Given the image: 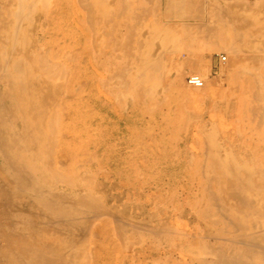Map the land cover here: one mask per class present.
Wrapping results in <instances>:
<instances>
[{"label": "rangeland", "instance_id": "1", "mask_svg": "<svg viewBox=\"0 0 264 264\" xmlns=\"http://www.w3.org/2000/svg\"><path fill=\"white\" fill-rule=\"evenodd\" d=\"M34 1H35V3H38V4H35ZM34 1H33V4H34L33 6H35V9L33 10L34 14L33 13L31 14L32 17L30 16L31 17L30 21H29V19L28 20L26 19L23 21V19H25V17L20 19L19 20V27H20L19 29L21 30L23 27L24 29H22V30L24 31L25 28H34L35 29L34 36H35V40L37 41L38 44L41 45L45 42L44 45L46 47H51V46L53 47L54 45H59L60 47H62V51L59 55V59L61 60L62 64L64 62V69H65V71L68 69L67 71H68L69 75H67V76L65 75V73H64L65 71L63 69V66H62V71H60V74L61 73L64 74L66 78L64 77V75L61 76L58 74L56 76V78H58V79H56V78L50 79L45 73L37 71V74L40 73V77H41L40 80H44V81L48 82V84L50 86H52L54 84L56 86L53 85L52 87H55V88L57 87L56 89H58V92L54 93L51 96L52 99L49 98V100L51 99L50 103L52 102L51 105L48 104L47 106H45L46 108L44 107L45 111L42 114L43 116L41 117L42 118L41 121H42V125L45 129V132L47 134H48V132H50V134L51 133L54 134L56 132L54 130L57 128V126H59L58 125L59 119H60L59 120L60 123H62V124H60L59 131H57V134L56 133H55L56 135L54 134L56 137V138H54V140H56L57 138L59 140V141L57 140L58 142L56 141L57 143H55L54 145H52V143L50 144L49 141L50 142L53 141L52 140L53 138L52 139L49 138L48 135H47L48 136L47 139L43 140L47 145H45L44 142L42 141L43 145L46 146V147L43 146V149L44 148L46 149L45 151H48V149L49 150L51 149L50 151L47 152V153H50V160H49V155L46 152H42L40 150L41 147H39L38 142L32 140L31 138H28V140H26L28 134L23 139V141H24L23 143L25 144L24 146L26 148L23 155L32 158V165H31L30 173H33L34 175L38 174L37 168L39 166L36 167V165L38 163L41 165V168H42L44 175H47L48 172H50L49 170L55 171L57 173L63 172L66 174L72 168H73V170H75L76 168L74 169V167H76L77 165L80 166V167L77 166L78 167L77 171L79 172V174H78L79 177L77 176V173H78L77 171H76V175H74L75 172L73 174L71 173L68 175V176H71V175L74 176L72 184H66L63 182L57 183L56 181L50 180L49 184H46L43 186V188L45 190H48L52 193L66 194L69 196V199L71 200L70 202L72 204H71V207L68 211V213H69L68 217H69V223H70L68 225L69 227L68 226L65 227L64 223H62L61 221H59V222H61L63 224V226H61L62 224H60L59 222L56 223L57 221H55V220H58L59 219L58 217L54 216L53 221H55L54 226L55 227L57 226L56 228L58 231L62 227L64 228V229H62L61 232L59 231L58 233H62L63 230L69 232L70 234H73V232H74V234H73L74 238H76V240L78 238L77 241L80 245L77 244L78 246H76V244H75V248H76V253L78 255V258L80 260L78 258H76L77 261L80 264H86L84 262L90 261L89 259H91V258L88 259L89 255H88V257H86L87 256L86 251L90 250L89 251L90 253L88 251H87V253L91 254L93 252V250H92L93 246L94 245L96 246L99 243H100V245L97 246V248L95 249L96 253L99 250V253L96 255H98V257L100 256L103 259L105 258L109 264H111V263L112 264L113 263L114 264H200V263L201 264H212V263L213 264H222L223 263L222 261H225V262L227 261L228 255L231 252L240 251V248H242L241 246H243L244 243H245L244 245L247 246L248 243L246 241H243L242 240L243 235L241 236V234H242L241 233V227H243V226L242 225L238 226V225L232 224L233 221H231L229 218L224 217V215L226 216L228 211H229V209H226V207H228V206L231 207V205H232V207H234L236 209V210L234 209L235 211L243 213L242 209L240 210V209L236 208L237 199L239 198V194L237 193L238 191H241V192H239L241 195L248 193L250 191H251L250 193L253 196L255 195V197H257L256 195H258V197H259V195L261 197H263V195H264V193H263L264 192V179H263V176H264V145L259 144L261 141L264 140V129L261 130V129L257 128L254 130H244L243 128H241L245 123L247 126H249L248 120L245 121V123H244L242 116H243V113L245 111L246 118L249 119L248 114L250 111L249 110L250 106L247 105L246 107H241L240 111H239L240 115H241L240 119H238V121H233V119L235 118V113H234L232 107H229L228 105H219V107H216V106L213 107L212 102H211L212 98H210L208 96L209 93L205 90V88H194V87L187 85L185 82V78L187 75L180 76V74L178 72L179 71L178 68H173L172 66H169V62L164 58V52H165L164 43L162 41H160V39L157 37L158 35L161 34L160 32H162V34H163L164 32H166L165 30L168 29L167 34L170 36H171V34L173 35L172 38L170 37L169 41L172 44H174L178 41V37H177L178 34L177 33L174 34L175 32L172 30H171V32H169L170 28L165 27L166 28L165 29L162 25H161V28H160V26H156L155 31L157 30V32H155V34H154V37H156L154 40H152L154 37H152V35H150L151 41H153V44H154L153 45L150 41V43L152 44L150 46H152V48L154 46V48H153L154 52L152 51V49L149 50L150 46H148L149 48H147V45H146L147 44V41H146L147 40V37H146L147 36V33H146L147 28L144 27L145 30L143 28L142 31H140V33H136L137 38L143 37V42L141 43L142 45H140V46H142L141 48L143 50V53L144 54L148 53L147 51L149 50L150 51L149 53L153 52L155 55L156 53H158L160 51L158 54H156V56L158 55V57L160 59L158 57L156 58V56H154V60L157 59L158 64H160L158 66H161V63H162V66H161L162 69H161V67H158V66H157L158 68H156V69H155V67H154V69L152 68L150 74L148 73L147 75H145L143 77V80L138 82L139 84L136 83V81H133V79H132V77H135V75L137 74V71H135L136 67L134 66V63L136 62V60H135L136 57H132V56H136L135 52L138 49L135 48L136 51H132V54L128 50V47L131 44H133V42L135 41L134 39H136V37H134L132 41H129L128 43H126V39H129L131 37V34H132L130 29H128V31H127L126 27H124L123 30L121 28H119V31L116 34L106 33V28L104 27V23H103L104 17L102 18L103 19V22H102L103 26L99 22L100 18L98 19V23L96 24V26L94 23L91 22L92 25L94 26V29L95 28L98 29L100 36L96 35L95 32H93L94 31L92 28L93 26H91V29H90L89 26L86 25V26H88V28H86V29L88 31L87 34L89 33L88 36L90 37V40H93V38H94V40L92 41V43H91V41L87 43V46H86L87 52L85 51L86 52L85 53L83 51V53L81 55L79 54L77 56V61L74 62V61L70 60V57L73 58L74 55L75 56L77 55L76 49H78L79 51L81 49L77 48V47H79L78 45L73 44V40H75V38L77 39L80 36V34L78 35V33L80 31L79 27L80 26L82 27L85 23L86 24L89 23L90 20H88L89 19L88 15H86V13L83 12V8H81L79 6V4L76 2L77 0L75 1L76 4H73L70 7L63 8V10H62L63 13L60 11L59 12L55 11L59 5L58 2L60 0H50V1L49 0H44V1L34 0ZM42 2H45V3L42 4ZM258 3H259V1L252 0L250 2V7H245V9H249L250 11H254V14H253L254 16L251 18V19H254L253 21L251 20L252 24L257 23L260 26H264V8L260 9ZM195 4L196 3H194L193 5H195ZM36 5H37V8H36ZM74 5H76V6L73 7ZM16 6H17L16 0H0V7H1L0 8V23L1 22H8V20L10 21V23H13V19L11 17H10L11 19L9 17L6 18L7 16L5 17V14L9 13V11L10 12L13 11L16 8ZM44 6H45V8H44ZM197 6H199V5L197 4ZM7 7L9 10L6 9ZM190 7H193V6L190 5ZM190 7L188 8L189 10L187 9L186 16L184 14H182L180 17L176 18V22L177 21L178 22L179 21L184 22L186 20L188 25H191L193 17L191 16L192 12H190L191 11ZM193 8L195 9L196 5ZM67 9H68L69 14L66 12ZM203 9L205 11V7H203ZM258 10H259L260 14H259ZM73 12H74V14H73ZM256 14H257V16H256ZM52 15H54V16H52ZM83 15L87 16L86 17V19L88 18L86 20L87 22L82 20ZM260 15H262V16H260ZM28 17L29 16H27L26 18H28ZM255 18L257 19V22H256ZM204 19H207V18H204ZM31 20H33V21H31ZM27 21H29L30 23ZM73 21L77 23V24L75 23V27H72ZM254 21H255V23H253ZM65 23H67V24H65ZM20 24L23 26H20ZM24 24L25 25L29 24V25L25 26ZM11 26H13V25L11 24ZM38 26H40V27H38ZM42 27H44V28H42ZM48 27H49V29H48ZM68 28H71V29H68ZM0 32L2 34L3 32H5V30L0 29ZM102 33H104V34H102ZM139 34H141V36ZM106 36H107V38H106ZM65 37H66V43L69 44L68 46L66 45V43H64ZM98 37H99V39H98ZM102 37H105L104 40ZM174 37H175L176 42L173 41ZM144 39H146V40H144ZM140 40H142V39H140ZM99 41L100 42L102 41L103 43L102 42L100 43ZM121 41H122V44H121ZM119 42H120V44H119ZM139 42H141V41H139ZM117 44L119 45V47ZM145 46H146L147 50L143 49V48H145ZM108 47H109V50H108ZM98 49H99V52H98ZM157 49H159V50H157ZM16 52L17 53L21 52V49L20 48L17 49ZM68 53H72V54L69 55ZM63 54H65V55L67 54V55L65 56ZM83 54L85 55L86 58L84 57ZM62 55L65 58L61 57ZM83 57H84V61H87V62L83 61L82 64L79 65V63ZM131 57L134 60V62L132 59H130ZM61 58H63V59H61ZM88 59H90V61ZM139 61H140V59L138 60V64H139ZM84 63L85 64L87 63L85 65L86 68L88 67L87 69H83L85 67V66H83ZM164 63H166V64L164 65ZM129 64L130 65L133 64V65L130 66ZM125 65L128 66L127 67L128 70L126 69ZM166 67H169V68H166ZM114 69H115V72H114ZM80 70H81V72H80ZM84 71H85V74H84ZM94 71H95V73H93ZM123 71H124V74L121 73ZM79 73H81V75ZM114 73L122 74L121 76H123V79H122V77H121V79H115L114 77L112 78L111 76L114 75ZM133 73H135V74H133ZM157 73H159L158 74L159 77H157L158 76ZM109 75L111 78L109 77ZM80 76H82V77H80ZM89 76H91V77H89ZM87 78H89V80ZM75 79H77L78 81L77 80L75 81ZM90 79H91V81H90ZM154 80H156L155 83H154ZM88 81H90L91 84L88 83ZM109 81H111V82H109ZM122 81H124V82H122ZM83 84H85V85H83ZM92 84H94V85L92 86ZM121 84L123 86H121ZM91 87H93V89ZM110 87L113 89V91L115 90L114 93H111L112 90ZM157 87H159L160 91L158 90ZM153 88H155V89H153ZM160 88L161 89L163 88L162 91ZM91 89H92L93 94H92V92H90ZM93 90H95V91H93ZM108 90H110V92ZM49 92H51V91H49ZM143 92L144 93L146 92V93L144 94ZM158 92H161V93H158ZM89 93L92 94L94 97L92 95H90ZM86 94L87 95L89 94L88 95V96H90L89 99H88V96ZM69 95L71 97H68ZM76 96H79V97L76 98ZM130 96H131V98H130ZM108 98H109V100H108ZM85 100L86 101L88 100V102H86ZM213 100H216V99H213ZM219 101L226 103L227 99L226 98H223V99L220 98ZM71 104H73V105H71ZM105 105L107 106L108 109H106ZM63 106H64V108H63ZM53 107L57 111V112H55V111L54 112L56 114L58 113V116H56V117H58V119H57L58 123H57V125H55L56 123L54 124V122H55L54 120H52L49 123V124L53 123L54 126L56 127L54 130L52 128V130H53L52 131L51 128H49L50 125L47 124L49 121L48 120L49 116H47V114L50 115L53 112V110H54ZM257 111H258V108L256 109V112ZM106 113H108V116L106 115ZM65 114H66V116H65ZM92 114L94 115V117H90V116H93ZM13 115H12L13 117H17L19 120L22 117H24V114L19 112V111H16ZM26 117L28 119H32V116L29 112L26 114ZM118 117L119 118L121 117V118L119 119ZM66 119H67V121H65ZM104 119H105V122H102V121H104ZM63 121H65V123ZM106 121L108 122V125H107ZM257 122L258 121H256L255 125L259 126V124H258L259 122L258 123ZM46 124H47V129L45 128ZM95 124H97V125H95ZM50 127H53V126L51 125ZM66 127H68V128H66ZM214 127H216V129ZM61 128L64 130L62 131ZM203 128H204V131L202 130ZM56 130H58V129H56ZM92 130H93V132H92ZM60 131L62 132V135H64L63 136L64 141H63L62 137L60 136V134H61V133H59ZM68 132H69V135H68ZM28 133H29V131H28ZM71 133H72V135H70ZM208 134H210L211 137H209ZM216 134H217V136H216ZM201 135H203V136L201 137ZM251 137L254 138V142L256 144H252V145L243 144L244 141H249L248 138H251ZM48 139H50V140H48ZM61 139H62V141H61ZM210 140H211L212 146H214V147L211 146ZM32 142L34 143V145ZM26 143H28V144H26ZM35 144L37 146H35ZM31 145H33V146H31ZM49 145H50V147H52V148L54 147L55 149L50 148ZM57 145L59 146V148H57L58 147ZM63 145H64V147L61 148V146H63ZM245 145H247V146H245ZM210 146L212 148H210ZM220 146H223L224 148L222 149V147L220 148ZM228 146H229V148H228ZM30 147L33 148L34 150L31 149ZM29 148L32 151L27 150ZM218 150L222 151L223 155L225 153V155L223 156L221 154L222 156H218L221 153V152L218 153ZM226 150H229V152H227ZM61 151H63L65 154ZM207 151H208V153H207ZM29 152H32V153H29ZM59 152L63 153L64 155L61 154V156H60ZM231 152H232V154H231ZM237 153H238V156H237ZM55 154L58 156V158H59V156L61 158L64 156L63 157L64 160H65V158H67V160H65V161L60 159L63 163L67 162L65 165L66 168L63 167L64 165L61 161H58V158L56 157ZM228 154H230V155H228ZM231 155H232V159H230ZM65 156H67V157H65ZM55 157H56V159H55ZM216 157L217 158L222 157V158H219V159H221V162L218 161ZM224 158H227V160ZM51 159L53 161H51ZM41 160L43 162L47 161V164L45 165L46 168L44 167ZM222 161H223V163H222ZM224 161L228 162V163H225ZM232 161H233V163H232ZM57 162L59 164L61 162V164L58 165ZM76 162H78V163H76ZM234 163H235V165H234ZM51 164L54 167L51 166ZM217 164H219V165H217ZM224 164H225V166H224ZM257 164H259V166ZM260 164H261V167H260ZM226 165H229L227 168L228 169L230 168L231 172H233L234 170L236 172L237 171L238 172L236 173L234 171V174L230 173V171H228V169L226 168ZM239 165L241 167H239ZM3 166H4V168H3ZM57 166H59V169L61 166V172L59 171L58 168H56ZM242 166H244V167L248 166V167H246L247 169H245ZM214 167H215V169H214ZM221 167H223L225 170ZM249 167H250L251 171L248 169ZM0 168L2 169V170L0 169L2 171V172L0 171V173L3 174V172H4L3 175L7 179V181H9V179H10L9 183H11L10 184L11 186L13 185V183L21 185L19 187L17 186V189H16L15 184L13 185V186H15L13 188V187L9 186L7 183L3 184V182L0 180V191H1V193H2L3 189L5 190V188H6V190H7V188H8L11 191L9 190V192H8V190H7V192L6 191L4 192V190H3V194L13 192L14 196L16 198H18V201L16 202L15 197L12 195L13 193L11 195L6 194L8 196L10 195V197L13 196V197H11L12 199H14V200H12V208H13V206L15 207L16 203L17 204H16L15 208H17L18 204L22 205V206L25 205L24 207H26L29 204V205H31L30 210H34V211H32V213L34 215H36V213H37L36 210H38V209H35V208H38V203L36 201L37 196H35L32 193V190L35 189V187L40 186L41 182L37 179L36 176H34V177L32 176V180H31V183L29 186H25L23 184L18 183L17 182L18 180H14L12 177L13 175L11 173V168H8L6 165H4L1 157H0ZM217 168H219L220 170ZM242 168L245 171H243ZM47 169H49V170H47ZM66 169H67V171H66ZM236 169H238V170H236ZM220 171H221V175H220ZM246 171H247V173H246ZM25 172H26V174L29 175V172L27 171V169ZM250 172H251V174L253 172V176H255V177H253L251 174H250V176L246 175ZM226 173L228 174V176ZM229 173L231 175L230 177H229ZM236 174H237V176H236ZM219 175L221 177H219ZM83 176L90 178L89 180L91 181V184L87 183V182H82L81 179L83 178ZM245 177H246V179H245ZM247 177L248 178L250 177L251 181ZM216 179H218V181ZM11 180H13V181L11 182ZM48 180H49V178H48ZM242 180H243V182H242ZM237 181H238V183H236ZM245 182H246V184H245ZM247 182L248 183L251 182L250 184H252V185L247 184ZM212 183L214 185H212ZM255 183H257V184H255ZM76 184H78V185H76ZM241 184H243L244 187ZM100 185H101V187H100ZM228 185L230 187L232 185H234V186H232L230 188ZM227 186H228V188H227ZM12 188H13V190H12ZM214 188H215V191L213 190ZM246 188H247V191H246ZM14 189L17 190V192ZM244 189H245V191H244ZM18 190H20V192L22 190L23 193L20 194V192H18ZM14 191L18 194H16ZM183 191H184V193H183ZM258 191H260V192H258ZM1 193H0V197H1ZM26 193H27V195H26ZM103 193H106V194H103ZM261 193H263V194L261 195ZM85 194L86 195L88 194L90 196H93V198H96V200L100 203L102 209L100 211H97V210L95 211L93 208L88 207L86 204L75 203L77 201V199L79 198V196L81 198V196H83ZM224 194H225V196H224ZM215 195H217V196L215 197ZM20 197H21V199H25V200H21ZM213 197H215V199H213ZM26 199H27V202H26ZM232 199H233V201H232ZM234 200H235V203H234ZM32 201L36 202V203H33ZM120 202H122V203L120 204ZM229 202H230V204H229ZM103 204H104V206H103ZM110 204L112 207L109 206ZM137 204H139V205L137 206ZM180 204H181V206H180ZM124 205H126V206H124ZM141 206L144 209L145 208L146 209L142 210ZM105 207H107V208H105ZM218 207H222V208L218 209ZM15 208H13V209H15ZM115 208H117V209H115ZM119 209H122V211L125 210L126 214H125V211L121 212ZM132 209H133V211H132ZM208 209H211L212 211H209ZM92 210H94L96 213ZM139 211H141V212H139ZM150 211L153 213L152 215H154V214H157V215H154L152 218ZM201 211H203V212L207 211L209 214L211 213L213 215V217H215L214 219H216L218 222H216V220H214L212 218V216H210L208 213L207 214L204 213L206 215V217H205V215ZM93 212L96 215L93 214ZM99 212L103 213V215L98 214ZM104 212L105 213L107 212L108 214L106 213L107 214L106 215V214H104ZM138 212H139V215H138ZM216 212L219 213V215H215ZM43 213L44 214L47 213V215L49 214V212L46 209L43 210ZM145 213H148V215L150 216L151 219ZM179 213H180V215H179ZM109 214H111V215H109ZM114 214H115V216H114ZM124 214H125V216H123ZM98 215L100 217H97ZM135 215H138L137 220L135 218L136 217ZM128 216H131V217H128ZM207 216H209V217H207ZM0 217H1V215H0ZM87 217L89 219H87ZM132 217H134V219ZM156 217H157V219H156ZM197 217H198V219H197ZM142 218L144 219V223L146 222L145 223L146 225L143 223ZM154 218H155V220H153ZM169 218H170V220H169ZM253 218L254 219L257 218V219L253 220V222L255 221V224L251 225L250 228L253 231L255 229L257 231H259L260 230V229H258L259 223L257 224L256 221L259 222L258 219H260L261 223L264 222V220H263L264 216L261 215L259 213V211L258 212L256 211V212H254ZM147 219L150 222H148ZM202 219H203V221H202ZM89 220L90 221L92 220V222L95 221V223L91 226L90 225L91 223L89 222ZM134 220H135V223H134ZM5 221H7V220H4V222ZM105 221L107 223L106 226L104 225L105 223H102ZM154 221H156V222H154ZM140 222H142V224ZM147 223L148 224L150 223L151 226L148 225ZM155 223H157V224H155ZM86 224H88V226H86ZM99 224L101 226L103 225L102 227L104 229L102 227L99 228V226H100ZM114 224H116V225H114ZM210 224H211V226H210ZM89 225L91 228L89 227ZM139 225H140V227H139ZM206 225H209V228H208L209 232H206L207 227H208V226L206 227ZM82 226H84L83 230H82ZM217 226H218V228H217ZM237 226H238V229H237ZM95 227L96 228L98 227L97 230L99 229L98 231L101 232V234H99V232L97 230H92V229H95ZM106 227H107L108 232H106ZM114 227L116 228V230L114 229ZM132 227H134V228H132ZM137 227H139V228H137ZM85 228H87V229H85ZM143 228H144V230H143ZM246 228H248V226H246ZM80 229L82 231H79ZM226 229H228V230H226ZM234 229H237V230H234ZM263 229H264V224L262 223L261 224V230H263ZM102 230H105L104 232H106V234L103 233ZM148 230H150V231H148ZM160 230H162L163 232ZM169 230H171V231H169ZM91 231H94V232L96 231L97 232L96 234L97 235L99 234V236H97L95 233H92ZM231 231H233V232H231ZM161 232H162V234L160 235ZM154 233H156V234H154ZM204 233H206V234L208 233V235H206ZM209 233H212L213 235H211ZM214 233H215V235H214ZM226 233H228V234L225 235ZM65 234H67V233H65ZM75 234L77 237L75 236ZM115 234H117V235H115ZM222 234H223V236H222ZM103 235H104V237H103ZM118 235L119 236L121 235V237H123L122 235H125L124 236L125 239H124V237L119 238ZM157 235H159V236H157ZM166 235H168L171 238L167 237ZM216 236L218 239L216 238ZM98 237H99V239H98ZM155 237H157V238H155ZM164 237H167V238H164ZM223 237H225V238H223ZM105 238L107 239V241ZM152 238L154 240H151ZM168 238L170 240H168ZM200 238L201 239L203 238V239L201 240ZM212 239H213V241H212ZM222 239H228V240L227 241L223 240L224 241L223 242ZM66 240H67V238H66ZM76 240H75V243H76ZM85 240L87 241V243L85 242ZM99 240H102V243ZM166 240H168L169 242ZM231 240H233V241H231ZM2 241L0 239V245H3V243H5L4 241L3 242ZM132 241H133V243H132ZM235 241H236V243H233ZM158 242H159V245H157ZM164 242H165V244H164ZM210 242H211V244H210ZM227 242H230V243H227ZM106 243L110 245V246L107 245L108 248L105 245ZM62 244H65L63 240H62ZM130 244H132V245L130 246ZM85 245H87V247ZM102 246H104L103 250L105 249L106 252H108L107 256H106V252H104L105 250L104 251L102 250V248H101ZM112 246H113V248H114V246H116L115 247L116 249L114 248L115 249L114 250L112 248ZM228 246H229V248H228ZM77 247H79V249ZM143 247H145V248H143ZM215 247L218 249H216ZM107 249H108V251H107ZM112 249H113V251H112ZM83 250H84V253L82 252ZM110 250H111V252H109ZM163 250L165 251V253L162 252ZM150 251H151V253H150ZM95 252H93L94 255L91 254V255H93L92 256L93 258L89 262L91 264H92V262H93V264H96L93 260V259H95L94 258ZM102 252H104L105 254H103ZM141 252L144 253V254L142 253L143 254L142 257H141ZM218 252H219V255H218ZM223 253L225 255H223ZM84 254H86V256ZM167 254H168V256H165ZM104 255L106 257H108V259L106 257H103ZM109 256H110V260H109ZM82 257H83V259H82ZM98 257H96V259H95L97 264H102V262L104 263V261L101 258L98 259ZM223 257H224V259H222ZM86 258L88 260H86ZM106 261H105V263L107 264ZM193 261H195V262H193ZM223 264H227V263H223Z\"/></svg>", "mask_w": 264, "mask_h": 264}, {"label": "bare ground", "instance_id": "2", "mask_svg": "<svg viewBox=\"0 0 264 264\" xmlns=\"http://www.w3.org/2000/svg\"><path fill=\"white\" fill-rule=\"evenodd\" d=\"M33 1L34 0H16V8L13 10V11H9V13H7V14H5V17L6 18H12L13 19V23H10V21L8 20V22H1L0 23V29L2 30V29H4L5 30V32H3L2 34H1V32H0V157H1V159H2V162L4 163V165H6L8 168H11V173H12V177H13V179L14 180H18L17 182L18 183H20V184H23V185H25V186H29L30 185V183H31V180H32V176L34 177V176H36L37 177V179L41 182L40 183V186H37V187H35V189H33L32 190V193L35 195V196H37V199H36V201H37V203H38V208H35V209H38V210H36L37 211V213H36V215H34L33 213H32V211H34V210H30V208H31V205H27L26 207H24V206H22V205H17V208H15L16 207V204H15V207L13 206V208H15V209H13L12 208V200H14V199H12L11 197H13L14 196V193L12 194L11 192L10 193H5V194H3V190H2V193H1V191H0V193H1V197H0V215H1V217H0V239H1V241L3 240L5 243H3V245H0V264H80L78 261H77V259L76 258H78V255H77V253H76V248H75V244H76V246H78V245H80L79 243H78V238H77V240H76V238H74V232H73V234H70L69 232H67V231H65V230H63V232L62 233H58L59 231L61 232L62 231V229H64L63 227L58 231L57 230V226L55 227L54 225H55V221H57L56 223H58L59 221H61L62 223H64V226L65 227H67L70 223H69V213H68V211H69V209H70V207H71V200L69 199V196L68 195H66V194H57V193H52V192H50V191H48V190H45L44 188H43V186L44 185H46V184H49L50 183V180H53V181H56L57 183H59V182H63V183H66V184H72V181H73V177L74 176H68L69 174H73L74 172V175H76V171H77V168L78 167H80V166H76V167H74V169L75 170H73V168L68 172V173H57V172H55V171H52V170H49V169H47V170H49L50 172H48V174L47 175H44L43 174V171H42V168H41V165L38 163L37 165H36V167H38L37 168V170H38V174L37 175H34L33 173H30V171H31V165H32V158L31 157H28V156H25V155H23V153H24V151H25V144L23 143L24 141H23V139L25 138V136H27V134H28V136H27V139L26 140H28V138H31L32 140H34V141H36V142H38V145H39V147H41L40 148V150L42 151V152H48V151H50L48 148L50 147V145H49V147L47 148L48 149V151H45L46 149L44 148L43 149V146H45V145H47L43 140H45V139H47V137L49 136V138H53L52 140L54 141H49V143L51 144L52 143V145H54L55 143H57L59 140H58V138L56 139V140H54V138H56L55 137V135L57 134V131H59V127H60V124H62V123H60V119L58 120V122H59V126H57V128L54 126V124L55 125H57V119H58V117H56V116H58V113L56 114L55 112H57L56 111V109L54 108V110H53V114L51 113L50 115H48L47 114V116H49V121H48V125H52L53 127H50L49 126V128H51V130H52V128H53V130L56 128V129H58V130H54V131H56L54 134L53 133H51L50 134V132H48V134L45 132V129H44V127H43V125H42V121H41V117L43 116L42 114L44 113V107L45 106H47L48 104H50L51 105V103H50V100L52 99L51 98V96L54 94V93H57L58 92V89H56L55 87H52V86H50L49 84H48V82H46V81H44V80H40V73H38L37 74V71H39V72H42V73H45L50 79H52V78H56V76L59 74V75H64V74H60V71H62V66H63V69H64V62H63V64H62V62H61V60L59 59V55H60V53H61V51H62V47H60L59 45H54L53 47L51 46V47H46L45 45H44V43L43 44H38L37 43V41L35 40V36H34V33H35V29L34 28H25V30L23 31L22 29H24L23 27H22V29L20 30L19 28V20L20 19H22V18H24L25 17V19H23V21L24 20H28L29 19V21H30V18L32 17L31 16V14L34 12L33 10L35 9V6H33L34 4H33ZM42 1H44V0H42ZM50 1V0H49ZM108 1H111V0H108ZM108 1L107 0H78V3H79V5L86 11V14L88 15V20H90L89 21V23L88 24H84L81 28L79 27V33H78V35L80 34V36L76 39L75 37V40H73V44L74 45H78L79 47H77V48H79V49H81L80 51L78 50V49H76V56L74 55H72L73 56V58L72 57H70V60H72V61H74V62H76L77 61V56L80 54H82L83 53V51L85 52H87V48H86V46H87V43L88 42H90L91 41V43H92V41L94 40V38H93V40H90V37L88 36L89 35V33L87 34V32L88 31H86V30H84V28H88V26H89V28L91 29V26H93L92 25V23H94L95 24V26H96V24L98 23V19L99 18H103V15L102 14H106V15H108L107 13H106V11H108V12H110L108 9H110V8H112V7H110V8H108V7H106V5H108ZM126 1V0H125ZM124 1V2H125ZM135 1V0H134ZM182 1V0H181ZM185 1V0H184ZM187 1V0H186ZM202 1V0H201ZM37 2V1H36ZM124 2H122V4L124 3ZM129 2V1H128ZM167 2H169V1H167ZM191 2H192V0H191ZM197 2H200V0L199 1H197ZM34 3H35V1H34ZM43 3H45V2H42V4ZM59 5H58V7L56 8V10L55 11H57V12H62V10H63V8H66V7H68L69 5H73V4H76V2L74 3V1L73 0H60L59 2ZM112 3V2H111ZM114 3V2H113ZM151 3H152V1H151ZM156 3H160V2H157L156 1ZM155 3V4H156ZM185 3V2H184ZM201 4H200V6H202L203 7V5H204V3H203V5H202V2H200ZM206 3V2H205ZM35 4H38V3H35ZM129 4V3H128ZM150 4V3H149ZM154 4V5H155ZM166 4V3H165ZM186 4V3H185ZM130 5H133V4H130ZM142 5V4H141ZM152 4H150L148 7H150ZM168 5H170L169 3H168ZM196 5V7H198L197 6V3L195 4ZM194 5V6H195ZM111 6H112V4H111ZM135 6H137V5H135ZM135 6H134V8H135ZM146 6V5H145ZM180 6V5H179ZM193 6V7H194ZM70 7V6H69ZM106 7V8H105ZM125 7V6H124ZM144 7V6H143ZM163 7H167V6H163ZM193 7H190L191 9L193 8ZM202 7H198L199 9H202ZM211 7V6H210ZM1 8V7H0ZM36 8H37V5H36ZM41 8V7H40ZM44 8H45V6H44ZM72 8V7H71ZM108 8V9H107ZM132 9H133V7H131ZM146 8V7H145ZM144 8V9H145ZM151 8V7H150ZM158 8H160V5H159V7ZM173 8V7H172ZM185 8V7H184ZM208 8V7H207ZM264 8V3L262 2L261 4H260V9H263ZM6 9H8V7L6 8ZM76 9V8H75ZM107 9V10H106ZM129 9V8H128ZM131 9V10H132ZM135 9H137V10H139L138 8H135ZM156 9H157V7H156ZM163 9V8H162ZM206 9V8H205ZM2 10V9H1ZM5 10V9H4ZM9 10V9H8ZM106 10V11H105ZM124 10V9H123ZM150 10V9H149ZM152 10V9H151ZM150 10V11H151ZM153 10H155V9H153ZM180 10V9H179ZM178 10V11H179ZM189 10V9H188ZM193 10L194 11H196V9H194L193 8ZM223 10V9H222ZM224 10H225V8H224ZM224 10H223V13H225L224 12ZM234 10V9H233ZM121 11H122V9H121ZM129 11V13L131 12L130 10H128ZM140 11V10H139ZM142 11H143V9H142ZM145 11V10H144ZM173 11H174V9H173ZM193 11V12H194ZM207 11V10H206ZM216 11V9L214 10V12ZM226 11H228V9L226 10ZM235 11V10H234ZM66 12L68 13V9L66 10ZM102 12H104V13H102ZM122 12H124L125 13V11H122ZM121 12V13H122ZM134 12H135V10H134ZM138 12V11H137ZM136 12V13H137ZM182 12V11H181ZM189 12V11H188ZM191 12V11H190ZM200 12V11H199ZM202 12V11H201ZM200 12V13H201ZM238 12H240V11H238ZM237 12V13H238ZM258 12H259V10H258ZM63 13V12H62ZM66 13V14H67ZM128 13V14H129ZM132 13L133 12H131V15H132ZM150 13V12H149ZM153 14H154V12H152ZM179 13V12H178ZM196 13V12H195ZM195 13H193V14H195ZM204 13H206V12H204ZM216 13V12H215ZM222 13V14H223ZM230 13V12H229ZM34 14V13H33ZM59 14V13H58ZM69 14V13H68ZM73 14H74V12H73ZM119 14V13H118ZM123 14V13H122ZM153 14H151V15H153ZM162 14V13H161ZM173 14H174V12H173ZM197 14V13H196ZM225 14H227V12L225 13ZM233 14H235V13H233ZM239 14V13H238ZM242 14V13H241ZM244 14H246L245 12H244ZM248 14H250V13H248L247 12V15ZM254 14V13H253ZM72 15V14H71ZM102 15V16H101ZM115 15V14H114ZM113 15V16H114ZM151 15H149V16H151ZM155 15H157V14H155ZM154 15V16H155ZM190 15V14H189ZM200 15V14H199ZM247 15H245V16H247ZM251 15V14H250ZM2 16V15H1ZM27 16H29L28 18H26ZM31 16V17H30ZM52 16H54V15H52ZM116 16V15H115ZM135 16H137V14H135L134 13V15H133V17L135 18ZM142 16V15H141ZM173 16V15H172ZM174 16H177V14L176 15H174ZM179 16H181L180 14H179ZM178 16V17H179ZM196 16V15H195ZM201 16H202V14H201ZM201 16H199V17H201ZM219 16V15H218ZM232 16V15H231ZM242 16H244V15H242ZM254 16V15H253ZM252 16V17H253ZM256 16H257V14H256ZM83 18H82V20L83 21H86L87 19H86V17L84 18V16H82ZM106 17V16H105ZM130 17V16H129ZM133 17L131 18V19H133ZM139 17V16H138ZM147 17H148V15H147ZM217 17V16H216ZM220 17V16H219ZM221 17H222V15H221ZM225 17H226V15H225ZM239 17V16H238ZM250 17V16H249ZM252 17H250V18H252ZM10 18V19H11ZM61 18V17H60ZM72 18V17H71ZM107 18V17H106ZM108 18H111V17H108ZM107 18V19H108ZM117 18H118V16L116 17V18H114L115 20H117ZM119 18H121V17H119ZM118 18V19H119ZM124 18V17H123ZM141 18H143V16L141 17ZM192 18V17H191ZM196 18V17H195ZM195 18L193 17L192 19H194L195 20ZM197 18H198V15H197ZM196 18V19H197ZM202 18V17H201ZM210 18V17H209ZM209 18H207V19H201L202 21V25H208V26H210V25H215L217 22H215V21H212V19H209ZM241 18V17H240ZM239 18V19H240ZM246 18V17H245ZM244 18V19H245ZM249 18V19H250ZM68 19V18H67ZM105 19V18H104ZM112 19V18H111ZM110 19V20H111ZM128 19V18H127ZM151 19V18H150ZM162 19V18H161ZM169 19V18H168ZM186 19V18H185ZM184 19V20H185ZM247 19V18H246ZM248 19V20H249ZM4 20V19H3ZM102 20V19H101ZM100 20V21H101ZM109 20V21H110ZM113 20V19H112ZM129 20V19H128ZM156 20V19H155ZM199 20V19H198ZM229 20V19H228ZM243 20V19H242ZM252 21L254 20V19H251ZM255 20H256V22H257V19L255 18ZM259 20V19H258ZM261 20V19H260ZM29 21H27V22H29ZM31 21H33V20H31ZM71 21V20H70ZM99 21V22H100ZM123 21V20H122ZM126 21V20H125ZM124 21V22H125ZM133 21V20H132ZM141 21H143V20H141ZM141 21H139L140 23H141V25H142V22ZM147 21V20H146ZM170 21V20H169ZM186 21V20H185ZM200 21V20H199ZM221 21V20H220ZM223 21V20H222ZM250 21V20H249ZM37 22V21H36ZM40 22V21H39ZM38 22V23H39ZM67 22V21H66ZM69 22V21H68ZM87 22V21H86ZM92 22V23H91ZM105 22V21H104ZM103 22V23H104ZM111 22H113V21H110V23ZM115 22V21H114ZM121 22V21H120ZM138 22V23H139ZM149 22V21H148ZM239 22V21H238ZM248 22V21H247ZM246 22V23H247ZM259 22V21H258ZM261 22V21H260ZM30 23V22H29ZM64 23V22H63ZM76 23V22H75ZM75 23H73V25H75ZM101 23V22H100ZM128 23V22H127ZM144 23V22H143ZM160 23V22H159ZM170 23V22H169ZM236 23V22H235ZM243 23H245V21L243 22ZM253 23H255V21L253 22ZM11 24L13 25V26H11ZM37 24V23H36ZM40 24V23H39ZM65 24H67V23H65ZM77 24V23H76ZM102 24V23H101ZM115 24H116V22H115ZM112 25V26H116V25ZM131 24V23H130ZM130 24H128V25H130ZM133 24V23H132ZM153 24V23H152ZM164 24V23H163ZM174 24H176V23H174ZM218 24V23H217ZM239 24V23H238ZM260 24V23H259ZM25 25V24H24ZM27 25H29V24H27ZM27 25H25V26H27ZM86 25H88V26H86ZM139 25V24H138ZM141 25H140V27H141ZM155 25L156 24H153V26H152V28H155ZM169 25V24H168ZM248 25V24H247ZM255 27H257V26H260V25H258L257 23L256 24H253ZM20 26H23V25H21L20 24ZM41 26V25H40ZM40 26H38V27H40ZM67 26V25H66ZM102 26H103V24H102ZM118 26V25H117ZM120 26V25H119ZM132 26V25H131ZM149 26V25H148ZM159 26V25H158ZM167 26V25H166ZM191 26V25H190ZM216 26V25H215ZM10 27V28H9ZM47 27V26H46ZM75 27V26H74ZM122 27V26H121ZM134 27V26H133ZM136 27V26H135ZM139 27V26H138ZM144 27H147V26H145L144 25ZM143 27V28H144ZM177 27V26H176ZM217 27V26H216ZM220 27V26H219ZM233 27V26H232ZM248 27V26H247ZM36 28V27H35ZM42 28H44V27H42ZM72 28V27H71ZM71 28H68V29H71ZM93 28V32H95V34L96 35H99L100 33L98 32V29H94V26L92 27ZM119 28V27H118ZM142 28V29H143ZM160 28H161V25H160ZM166 28H168V27H166ZM165 28V29H166ZM172 29H173V27H171ZM190 28L191 27H188V29H189V31H190ZM208 28H210V27H208ZM258 28V27H257ZM260 28V27H259ZM262 28H264V27H262ZM7 29V30H6ZM48 29H49V27H48ZM77 29V28H76ZM141 29V28H140ZM149 29H151V28H149L148 27V31H151V30H153V29H151V30H149ZM181 29V28H180ZM192 29H193V27H192ZM220 29V28H219ZM249 29V28H248ZM65 30V29H64ZM105 30V29H104ZM106 30H108V29H106ZM113 30H114V28H113ZM135 30V29H134ZM144 30H145V28H144ZM168 30V29H167ZM167 30H165L166 32H164L163 34H162V32H160L161 34L160 35H156L159 39H160V41H162L163 43H164V46H165V44H167V43H169L170 41V37L172 38V34H171V36L170 35H168L167 34ZM171 30V29H170ZM174 30V29H173ZM172 30V31H173ZM194 30V29H193ZM240 30H242V29H240ZM257 30V29H256ZM90 31V30H89ZM100 31V30H99ZM137 31V30H136ZM155 31V30H154ZM153 31V32H154ZM162 31V30H161ZM181 31V30H180ZM217 31V30H216ZM221 31V30H220ZM222 31H223V28H222ZM238 31V30H237ZM247 31V30H246ZM59 32V31H58ZM72 32V31H71ZM92 32V33H93ZM108 31H106V33H107ZM155 32H157V30L155 31ZM194 32H196L195 30H194ZM223 32H225V31H223ZM41 33V32H40ZM67 33V32H66ZM76 33V34H77ZM105 33V32H104ZM104 33H102V34H104ZM105 33V34H106ZM136 33H140V31L138 32H133L132 34H131V37L129 38V40H133V38L134 37H136V39H134L135 41V43L133 42V44H131L129 47H128V50L131 52V54H132V51H136V49H138L136 52H135V54H136V56H132V57H136V62L134 63V66L136 67V70L135 71H137V74L135 75V77H132V79H133V81H136V83H138L139 81H142L143 80V77L145 76V75H147L148 73L150 74V72H151V69L153 68L154 69V67H155V69L156 68H158V67H161L162 66V63H161V66H158V65H160V64H158V62H157V59H155L154 60V56H156V54H158V53H156L155 55H154V51H153V48H154V46H153V48H152V46H150V45H152L153 44V41H151V43H148L147 42V48H149L148 46H150V48H149V50L150 49H152V53H149L150 51L148 50L147 52L148 53H143V50H142V46H140V45H142L141 43L143 42V37H139L140 39H142V40H140L139 38H137V35H136ZM147 33V32H146ZM173 33V32H172ZM246 33V32H245ZM254 33V32H253ZM258 33V32H257ZM94 34V33H93ZM92 34V35H93ZM110 34V33H109ZM112 34V33H111ZM114 34H116V33H114ZM120 34V33H119ZM151 34V32L149 33V35ZM153 34H155V33H153ZM174 34H176V33H174ZM215 34V33H214ZM227 34V33H226ZM237 34H239L238 32H237ZM250 34H251V36H252V32L250 31ZM140 36H141V34H139ZM152 35V34H151ZM179 35V34H178ZM197 36H198V34H196ZM217 35V34H216ZM243 35V34H242ZM254 35H256V34H254ZM258 35V34H257ZM100 36V35H99ZM105 36V35H104ZM110 36V35H109ZM148 36V35H147ZM146 36V37H147ZM153 36V35H152ZM186 36V35H185ZM184 36V37H185ZM199 36H200V34H199ZM207 36V35H206ZM246 36V35H245ZM263 36V35H262ZM42 37V36H41ZM94 37V36H93ZM96 37V36H95ZM115 37V36H114ZM145 37V38H146ZM154 37V36H153ZM176 37V36H175ZM175 37H174V42H176V40H175ZM178 37V36H177ZM201 37V36H200ZM200 37H198V38H200ZM216 37V36H215ZM227 37V39H228V35L226 36ZM249 37V36H248ZM40 38V37H39ZM70 38V37H69ZM103 38V40H104V38L105 37H102ZM106 38H107V36H106ZM150 38V37H149ZM156 37H154L152 40H154ZM191 38H192V36H191ZM196 38V37H195ZM194 38V39H195ZM211 37H209V39H210ZM214 38V37H213ZM213 38H212V40H213ZM254 38H257V36L256 37H254ZM92 39V38H91ZM98 39H99V37H98ZM216 39V38H215ZM218 39V38H217ZM264 39V38H263ZM71 40V39H70ZM69 40V41H70ZM96 40V39H95ZM101 40V39H100ZM102 40V41H103ZM144 40H146V39H144ZM171 40V41H172ZM199 40V39H198ZM198 40H195V41H198ZM206 40V39H205ZM230 40V39H229ZM229 40H228V42H229ZM101 41V42H102ZM123 41V40H122ZM122 41H121V44H122ZM139 41H141V42H139ZM147 41V40H146ZM204 41V40H203ZM248 41V40H247ZM49 42V41H48ZM100 42V41H99ZM100 42V43H101ZM64 43H66V37L64 38ZM103 43V42H102ZM114 43V42H113ZM132 43V42H131ZM190 43V42H189ZM201 43V42H200ZM262 43V42H261ZM119 44H120V42H119ZM144 44V43H143ZM188 44V43H187ZM247 44V43H246ZM250 44V43H249ZM66 45L68 46L69 44L68 43H66ZM101 45V44H100ZM118 45V44H117ZM154 45V44H153ZM162 45V44H161ZM168 45V44H167ZM227 45H229V47H227V51H229V49L231 50V44H227ZM242 45H243V42H242ZM245 45V44H244ZM93 46V45H92ZM110 46V45H109ZM158 46V45H157ZM232 48H234L236 51H232V52H237V48L236 47H234V45L232 44ZM238 46V45H237ZM258 46H259V44H258ZM261 46V45H260ZM259 46V47H260ZM101 47V46H100ZM118 47H119V45H118ZM163 47V46H162ZM250 47V46H249ZM252 48H254V46H251ZM257 47V46H256ZM21 49V52H19V53H17L16 52V50L17 49ZM76 48V47H75ZM94 48V47H93ZM97 48V47H96ZM103 48V47H102ZM136 48V49H135ZM241 48H243V47H241ZM240 48V49H241ZM258 48V47H257ZM107 49V48H106ZM140 49V50H139ZM143 49H145V50H147L146 49V46H145V48H143ZM161 49V48H160ZM166 49V48H165ZM175 49V48H174ZM173 49V50H174ZM179 49V48H178ZM108 50H109V47H108ZM157 50H159V49H157ZM170 50V49H169ZM181 50V49H180ZM89 51V50H88ZM112 51V50H111ZM141 51V52H140ZM261 51V50H260ZM264 51V50H263ZM72 52V51H71ZM85 52V53H86ZM98 52H99V49H98ZM145 52V51H144ZM175 52V51H174ZM173 52V53H174ZM179 52V51H178ZM186 52V51H185ZM247 52V51H246ZM246 52H243V53H246ZM249 52V51H248ZM259 52V51H258ZM67 53V52H66ZM75 53V52H74ZM97 53V52H96ZM109 53V52H108ZM192 53V52H191ZM69 55L70 54H72V53H68ZM102 54V53H101ZM130 54V55H131ZM230 54H232V53H230ZM262 54V53H261ZM63 55H65V54H63ZM61 56V57H63V58H65L64 56ZM67 55V54H66ZM65 55V56H66ZM84 55V54H83ZM104 55V54H103ZM108 55V54H107ZM110 55V54H109ZM235 55V54H234ZM241 55V54H240ZM129 56V55H128ZM180 56V55H179ZM190 56H192V55H190ZM232 56V55H231ZM84 57H85V55H84ZM84 57L82 58V60L80 61V63H79V65H81L82 64V62L84 61ZM104 57V56H103ZM132 57L130 58V59H132ZM158 57V55L156 56V58ZM163 57V56H162ZM235 57V56H234ZM63 58H61V59H63ZM86 58V57H85ZM90 58V57H89ZM108 58V57H107ZM159 58V57H158ZM179 58V57H178ZM237 58V57H236ZM140 59V61H139V64H138V60ZM160 59V58H159ZM171 59V58H170ZM182 59H185V58H183L182 57ZM201 59V58H200ZM245 59V58H244ZM253 59H255V58H253ZM87 60V59H86ZM89 61H90V59H88ZM133 60V59H132ZM131 60V61H132ZM165 60V59H164ZM180 60V59H179ZM261 60V59H260ZM64 61V60H63ZM159 61V60H158ZM168 61V60H167ZM233 61V60H232ZM257 61V60H256ZM264 61V60H263ZM84 62H87V61H84ZM133 62H134V60H133ZM165 62V61H164ZM170 62V61H169ZM184 62V61H183ZM205 62V61H204ZM237 62V61H236ZM106 63V62H105ZM127 63V62H126ZM167 63V62H166ZM166 63H164V65L166 64ZM199 63H201V62H199ZM198 63V64H199ZM87 64V63H86ZM85 63H84V65L83 66H85L86 65ZM107 64V63H106ZM105 64V65H106ZM113 64V63H112ZM111 64V65H112ZM171 64V63H170ZM206 64V63H205ZM250 64V63H249ZM252 64H254V63H252ZM260 64V63H259ZM66 65V64H65ZM128 65V64H127ZM127 65H125V67H126V69H127ZM130 65V64H129ZM131 65H133V64H131ZM130 65V66H131ZM230 65H232V64H230ZM236 65V64H235ZM241 65V64H240ZM113 66V65H112ZM158 66V67H157ZM177 66H179V65H177ZM244 66V65H243ZM258 66V65H257ZM260 66V65H259ZM92 67V66H91ZM124 67V68H125ZM133 67V66H132ZM180 67V66H179ZM249 67V66H248ZM256 67V66H255ZM68 68V67H67ZM71 68V67H70ZM83 68V67H82ZM88 68V67H87ZM86 68V66L83 68V69H87ZM164 68V67H163ZM166 68H169V67H166ZM206 68H207V65H206ZM238 68V67H237ZM106 69V68H105ZM118 69V68H117ZM131 69V68H130ZM161 69H162V67H161ZM165 69V68H164ZM171 69V68H170ZM179 69V68H178ZM199 69V68H198ZM250 69V68H249ZM256 69H258L257 67H256ZM68 70V69H67ZM65 71V69H64V73H65V75L67 76V75H69L68 74V71ZM128 70V69H127ZM126 70V71H127ZM206 70V69H205ZM238 70V69H237ZM86 71V70H85ZM85 71H84V74H85ZM158 71V70H157ZM161 71V70H160ZM166 71V70H165ZM170 71V70H169ZM168 71V72H169ZM199 71V70H198ZM201 71H202V69H201ZM240 71V70H239ZM246 71H247V69H246ZM245 71V72H246ZM252 71H254L255 72V70H252ZM67 72V73H66ZM80 72H81V70H80ZM114 72H115V69H114ZM159 72V71H158ZM179 72V71H178ZM181 72V71H180ZM183 72V71H182ZM181 72V73H182ZM200 72V71H199ZM207 72V71H206ZM250 72V71H249ZM259 72V71H258ZM89 73V72H88ZM87 73V74H88ZM93 73H95V71L93 72ZM122 74H124V71L123 72H121ZM126 73V72H125ZM170 73V72H169ZM180 73V74H181ZM198 73V72H197ZM236 73H240V72H236ZM247 73H248V71H247ZM80 75H81V73H79ZM83 74V73H82ZM100 74V73H99ZM109 74V73H108ZM120 73H114V75H112L111 77L113 78H115V79H121V77H122V79H123V76H121L122 74H120ZM133 74H135V73H133ZM154 74V73H153ZM152 74V75H153ZM159 73H157V75H158ZM246 74V73H245ZM244 74V75H245ZM254 74V73H253ZM65 75H64V77H65ZM102 75V74H101ZM107 75V74H106ZM126 75V74H125ZM155 75V74H154ZM179 75V74H178ZM204 75V74H203ZM207 75V74H206ZM239 75H241V74H238V76ZM255 75V74H254ZM254 75H253V78H255L254 77ZM79 76V75H78ZM205 76V75H204ZM235 76V75H234ZM242 76V75H241ZM252 76V75H251ZM47 77V78H48ZM80 77H82V76H80ZM84 77V76H83ZM88 77V76H87ZM89 77H91V76H89ZM109 77H110V75H109ZM110 77V78H111ZM157 77H159V75L157 76ZM237 77V76H236ZM235 77V78H236ZM243 77V76H242ZM245 77H247L246 75H245ZM66 78V77H65ZM79 78V77H78ZM108 78V77H107ZM106 78V79H107ZM204 78V77H203ZM234 78V79H235ZM241 78V77H240ZM56 79H58V78H56ZM64 79V78H63ZM86 79V78H85ZM88 80H89V78H87ZM93 79V78H92ZM158 79V78H157ZM244 78H242V80H243ZM77 79H75V81H76ZM152 80V79H151ZM150 80V81H151ZM236 80V79H235ZM241 80V79H240ZM255 80V79H254ZM78 81V80H77ZM85 81V80H84ZM90 81H91V79H90ZM90 81H88V83H90ZM94 81V80H93ZM121 81V80H120ZM155 81L156 80H154V83H155ZM257 81V80H256ZM259 81V80H258ZM52 82V81H51ZM109 82H111V81H109ZM122 82H124V81H122ZM126 82V81H125ZM261 82V81H260ZM76 83V82H75ZM74 83V84H75ZM86 83V82H85ZM82 84V83H81ZM91 84V83H90ZM112 84V83H111ZM139 84V83H138ZM240 84V83H239ZM249 84H250V81H249ZM83 85H85V84H83ZM94 84H92V86H93ZM156 85V84H155ZM154 85V86H155ZM242 85V84H241ZM54 86H56V85H54ZM74 86V85H73ZM109 86V85H108ZM114 86V85H113ZM117 86V85H116ZM121 86H123L122 84H121ZM84 87V86H83ZM86 87V86H85ZM162 87V86H161ZM255 87H256V84H255ZM260 87V86H259ZM78 88V87H77ZM89 88V87H88ZM92 89H93V87H91ZM111 88V87H110ZM158 88V90H159V87H157ZM261 88V87H260ZM85 89V88H84ZM87 89V88H86ZM90 89V88H89ZM92 89H91V91L90 92H92ZM117 89V88H116ZM153 89H155V88H153ZM161 89V88H160ZM163 89V88H162ZM162 89H161V91H162ZM263 89V88H262ZM77 90V89H76ZM111 93H114V91H113V89L111 88ZM148 90V89H147ZM231 90V89H230ZM49 91H51V92H49ZM65 91V90H64ZM88 91V92H89ZM93 91H95V90H93ZM109 92H110V90H108ZM160 91V90H159ZM247 91V90H246ZM105 92V91H104ZM102 93V92H101ZM144 93V92H143ZM146 93V92H145ZM144 93V94H145ZM158 93H161V92H158ZM157 93V94H158ZM79 94V93H78ZM90 94V93H89ZM88 94V95H89ZM92 94H93V92H92ZM92 94H90V95H92ZM123 94V93H122ZM127 94V93H126ZM125 94V95H126ZM28 95V96H27ZM65 95V94H64ZM87 95V94H86ZM87 95V96H88ZM124 95V96H125ZM255 95V94H254ZM260 95H262V94H260ZM66 96V95H65ZM80 96V95H79ZM79 96H76V98L77 97H79ZM93 96V95H92ZM91 96V97H92ZM116 96V95H115ZM123 96V95H122ZM68 97H71L70 95L68 96ZM94 97V96H93ZM117 97V96H116ZM121 97V96H120ZM153 97V96H152ZM247 97H248V95H247ZM259 97V96H258ZM49 98H51L50 100H49ZM75 98V99H76ZM83 98V97H82ZM90 98V96H88V99ZM96 98V97H95ZM130 98H131V96H130ZM249 98H251V97H249ZM254 98V97H253ZM126 99V98H125ZM252 99V98H251ZM251 99H250V101H251ZM263 99V98H262ZM261 99V100H262ZM81 100V99H80ZM108 100H109V98H108ZM132 100V99H131ZM144 100V99H143ZM230 100V99H229ZM78 101V100H77ZM86 101V100H85ZM94 101V100H93ZM233 101V100H232ZM253 101V100H252ZM251 101V102H252ZM258 101V100H257ZM84 102V101H83ZM86 102H88V100L86 101ZM125 102V101H124ZM228 102V101H227ZM234 103V102H233ZM254 103V102H253ZM258 103H260V102H258ZM262 103V102H261ZM55 104V103H54ZM58 104V103H57ZM89 104V103H88ZM92 104V103H91ZM104 104V103H103ZM106 104V103H105ZM227 104V103H226ZM257 104V103H256ZM263 104V103H262ZM262 104H260V106L262 105ZM66 105V104H65ZM71 105H73V104H71ZM77 105V104H76ZM107 105V104H106ZM105 105V106H106ZM223 105V104H222ZM224 105H225V103H224ZM233 105V104H232ZM101 106V105H100ZM253 106V105H252ZM257 106V105H256ZM94 107V106H93ZM215 107V106H214ZM217 107V106H216ZM230 107V106H229ZM263 107H264V104H263ZM46 108V107H45ZM51 108V107H50ZM63 108H64V106H63ZM249 108V107H248ZM262 108V107H261ZM106 109H108L107 108V106H106ZM105 109V110H106ZM251 109H253V108H251ZM251 109H249V110H251ZM257 109V108H256ZM260 108L258 107V111H260L259 110ZM51 110V109H50ZM72 110V109H71ZM254 110V109H253ZM263 110V109H262ZM16 111H19V112H21V113H23L24 114V117H22L20 120L17 118V117H13L14 115V113L16 112ZM55 111V112H54ZM62 111V110H61ZM73 111V110H72ZM110 111V110H109ZM232 111V110H231ZM257 111V112H258ZM30 113L31 114V116H32V119H28L27 117H26V114L27 113ZM60 112V111H59ZM106 112V111H105ZM26 113V114H25ZM61 113V112H60ZM65 113V112H64ZM67 113V112H66ZM95 113V112H94ZM93 113V114H94ZM235 113V112H234ZM253 112H251L250 113V115L252 114ZM92 114V115H93ZM13 115V116H12ZM60 115V114H59ZM106 115L108 116V113H106ZM255 115H257V114H255ZM259 115H262V113L260 114V112H259V114H258V119H260V118H262L261 116H259ZM65 116H66V114H65ZM89 116V115H88ZM101 116V115H100ZM105 116V115H104ZM103 116V117H104ZM253 116V115H252ZM68 117V116H67ZM90 117H94V115L93 116H90ZM253 117H255V116H253ZM56 118V119H55ZM60 118V117H59ZM107 118V117H106ZM105 118V119H106ZM119 118V117H118ZM121 118V117H120ZM119 118V119H120ZM64 119V118H63ZM89 119V118H88ZM101 119V118H100ZM103 119V118H102ZM105 119H104V121H102V122H105ZM254 119V118H253ZM33 120V121H32ZM36 122H35V121ZM52 120H54L53 122H54V124L52 123V124H49ZM94 120V119H93ZM117 120V119H116ZM261 120V119H260ZM32 121V122H31ZM65 121H67V119L65 120ZM65 121H63L64 123H65ZM91 121V120H90ZM95 123V122H94ZM106 123H107V125H108V122L106 121ZM47 124H46V129H47ZM263 124V123H262ZM70 125V124H69ZM68 125V126H69ZM95 125H97V124H95ZM260 125V124H259ZM101 126V125H100ZM262 126V125H261ZM92 127V126H91ZM96 127V126H95ZM114 127V126H113ZM203 127V126H202ZM206 127V126H205ZM255 127V126H254ZM65 128V127H64ZM66 128H68V127H66ZM94 128V127H93ZM115 128V127H114ZM118 128V127H117ZM215 129H216V127H214ZM256 128H259V126L258 127H256ZM62 129V128H61ZM60 129V130H61ZM95 129V128H94ZM104 129V128H103ZM260 129V128H259ZM52 130V131H53ZM64 129H62V131H63ZM88 130V129H87ZM108 130V129H107ZM115 130V129H114ZM203 131H204V128L202 129ZM201 130V131H202ZM28 131H29V133H28ZM48 131V130H47ZM202 131V132H203ZM92 132H93V130H92ZM210 132V131H209ZM208 132V133H209ZM59 133H61L60 134V136L62 137V139H63V136L64 135H62V132L60 131ZM66 133V132H65ZM64 133V134H65ZM74 133V132H73ZM207 133V132H206ZM115 134V133H114ZM48 135V136H47ZM53 135V136H52ZM59 135V134H58ZM68 135H69V132H68ZM70 135H72V133L70 134ZM209 135V137H211L210 136V134H208ZM52 136V137H51ZM66 136V135H65ZM76 136V135H75ZM203 135H201V137H202ZM216 136H217V134H216ZM70 138V137H69ZM219 138V137H218ZM253 138V137H252ZM62 139H61V141H62ZM68 139V138H67ZM66 139V140H67ZM254 139V138H253ZM48 140H50V139H48ZM58 140V141H57ZM204 140V139H203ZM215 140V139H214ZM226 140V139H225ZM42 141L44 142V144L45 145H43V143H42ZM57 141V142H56ZM63 141H64V139H63ZM106 141V140H105ZM217 141V140H216ZM264 141V140H263ZM107 142V141H106ZM252 142V141H251ZM33 143V142H32ZM65 143V142H64ZM210 143H211V140H210ZM222 143V142H221ZM220 143V144H221ZM229 143V142H228ZM26 144H28V143H26ZM63 144V143H62ZM207 144V143H206ZM33 145H34V143H33ZM33 145H31V146H33ZM223 145V144H222ZM237 145V144H236ZM27 146V145H26ZM35 146H37L36 144H35ZM58 146V145H57ZM207 146V145H206ZM205 146V147H206ZM211 146H212V143H211ZM210 146V148H212V147H214V146H212L211 147ZM235 146V145H234ZM243 146V145H242ZM245 146H247V145H245ZM46 147V146H45ZM62 147H64V145L63 146H61V148ZM222 147V149L224 148L223 146H220V148ZM233 147V146H232ZM31 148V147H30ZM30 148L29 149H27V150H29V151H32V150H30ZM50 148H52V147H50ZM57 148H59V146L57 147ZM56 148V149H57ZM60 148V149H61ZM228 148H229V146H228ZM263 148V147H262ZM31 149H33V148H31ZM52 149H55L54 147L52 148ZM64 149V148H63ZM215 149V148H214ZM221 149V150H222ZM237 149V148H236ZM34 150V149H33ZM206 150V149H205ZM40 151V152H41ZM54 151V150H53ZM66 151V150H65ZM227 152H229V150H226ZM225 151V152H226ZM239 151V150H238ZM61 152H63V151H61ZM61 152H59V154H60V156H61V154H63V153H61ZM214 152V151H213ZM219 152H221L218 156H222L223 155V153H222V151H220V150H218V153ZM224 152V151H223ZM252 152V151H251ZM29 153H32V152H29ZM56 153V152H55ZM206 153V152H205ZM207 153H208V151H207ZM215 153V152H214ZM217 153V152H216ZM248 153V152H247ZM45 154V153H44ZM48 155H49V160H50V153H47ZM65 154V153H64ZM63 154V155H64ZM222 154V155H221ZM231 154H232V152H231ZM34 155V154H33ZM56 155V154H55ZM54 155V156H55ZM62 155V156H63ZM68 155V154H67ZM224 155H225V153H224ZM223 155V156H224ZM227 155V154H226ZM228 155H230V154H228ZM247 155V154H246ZM59 156V158H58V156L56 155V157L58 158V161H61V160H64L63 159V157L61 158ZM215 156V155H214ZM237 156H238V153H237ZM245 156V155H244ZM34 157V156H33ZM36 157V156H35ZM46 157V156H45ZM56 157H55V159H56ZM65 157H67V156H65ZM248 157V156H247ZM258 157V156H257ZM217 158V157H216ZM219 158H222V157H218L217 158V160L218 161H220L221 162V159H219ZM230 158V157H229ZM254 158V157H253ZM48 159V158H47ZM61 159V160H60ZM214 159V158H213ZM224 159H226L227 160V158H224ZM230 159H232V155H231V158ZM255 159V158H254ZM253 159V160H254ZM65 160H67V158H65ZM64 160V161H65ZM223 160V159H222ZM248 160V159H247ZM51 161H53L52 159H51ZM57 161V160H56ZM214 161V160H213ZM216 161V160H215ZM249 161V160H248ZM41 162L43 163V165H44V167L46 168V164H47V161L46 162H43L42 160H41ZM50 162V161H49ZM62 162V161H61ZM61 162H60V164H61ZM225 162V161H224ZM250 162V161H249ZM255 162V161H254ZM54 163V162H53ZM58 163V162H57ZM63 163V162H62ZM67 163V162H66ZM66 163H63V167L64 168H66ZM76 163H78V162H76ZM222 163H223V161H222ZM225 163H228V162H225ZM232 163H233V161H232ZM258 163V162H257ZM59 163H58V165H60ZM75 164V163H74ZM83 164V163H82ZM213 164V163H212ZM217 165H219V164H217ZM222 165V164H221ZM234 165H235V163H234ZM233 165V166H234ZM250 165V164H249ZM254 165V164H253ZM258 166H259V164H257ZM51 166H53L52 164H51ZM62 166V165H61ZM61 166H60V169H59V166H57L56 168H58L59 169V171L61 172ZM216 166V165H215ZM224 166H225V164H224ZM229 165H226V168L228 167ZM257 166V167H258ZM50 167V166H49ZM54 167V166H53ZM73 167V166H72ZM93 167V166H92ZM239 167H241L240 165H239ZM243 168H245V169H247L246 167H248V166H246V167H244V166H242ZM260 167H261V164H260ZM259 167V168H260ZM3 168H4V166H3ZM221 168H223V167H221ZM232 168V167H231ZM237 168V167H236ZM243 168H242V170H243ZM1 169V168H0ZM26 169H27V171L29 172V175L28 174H26ZM36 169V168H35ZM69 169V168H68ZM80 169V168H79ZM214 169H215V167H214ZM217 169H219V168H217ZM224 169V168H223ZM228 169V168H227ZM235 169V168H234ZM249 170H250V167L248 168ZM2 170V169H1ZM0 170V171H1ZM65 170V169H64ZM220 170V169H219ZM225 170V169H224ZM236 170H238V169H236ZM241 170V169H240ZM66 171H67V169H66ZM228 171H230V168L228 169ZM235 171V170H234ZM234 171L233 172H231L230 171V173H233L234 174ZM243 171H245V170H243ZM248 171V170H247ZM247 171H246V173H247ZM251 171V170H250ZM253 171V170H252ZM256 171V170H255ZM2 172V171H1ZM65 172V171H64ZM78 172V171H77ZM236 172V171H235ZM238 172V171H237ZM236 172V173H237ZM249 172V171H248ZM254 172V171H253ZM253 172H252V174H251V172L250 173H248V174H246L247 176H250V174L253 176ZM230 173H229V177L231 176L230 175ZM3 174H4V172H3ZM3 174H1L0 173V180L3 182V184L4 183H7L9 186H11L10 184L11 183H9V181H10V179H9V181H7V179L4 177V175ZM78 174H79V172L77 173V176H78ZM203 174V173H202ZM227 174V173H226ZM259 174V173H258ZM91 175V174H90ZM218 175V174H217ZM220 175H221V171H220ZM219 175V177H221ZM225 175V174H224ZM223 175V176H224ZM8 176V175H7ZM76 176V177H77ZM86 176V175H85ZM204 176V175H203ZM214 176V175H213ZM227 176H228V174H227ZM236 176H237V174H236ZM79 177V176H78ZM212 177V176H211ZM216 177V176H215ZM218 177V178H219ZM235 177V176H234ZM233 177V178H234ZM239 177V176H238ZM253 177H255V176H253ZM9 178V177H8ZM48 178H49V180H48ZM232 178V177H231ZM241 178V177H240ZM248 178V177H247ZM252 178V177H251ZM90 178H88V177H84L83 176V178L81 179L82 180V182H87V183H90L91 184V181L89 180ZM245 179H246V177H245ZM250 181H251V179H250V177L248 178ZM256 179V178H255ZM254 179V180H255ZM258 179V178H257ZM263 179H264V176H263ZM92 180V179H91ZM214 180V179H213ZM217 181H218V179H216ZM231 180V179H230ZM253 180V181H254ZM13 180H11V182H12ZM233 181V180H232ZM247 181V180H246ZM215 182V181H214ZM240 182V181H239ZM242 182H243V180H242ZM236 183H238V181L236 182ZM251 182H247V184H250ZM260 183V182H259ZM263 183V182H262ZM6 184V185H7ZM15 183H13V185H14ZM218 184V183H217ZM224 184V183H223ZM245 184H246V182H245ZM255 184H257V183H255ZM7 185V186H8ZM11 186V187H15V186ZM16 185V189H17V186L19 187V186H21V185H19V184H15ZM76 185H78V184H76ZM94 185V184H93ZM92 185V186H93ZM212 185H214L213 183H212ZM242 186H243V184H241ZM250 185H252V184H250ZM249 185V186H250ZM226 186V185H225ZM229 186V185H228ZM228 186H227V188H228ZM232 186H234V185H232ZM231 186V187H232ZM237 186V185H236ZM241 186V187H242ZM248 186V187H249ZM254 186V185H253ZM10 187V188H11ZM100 187H101V185H100ZM112 187V186H111ZM218 187V186H217ZM230 187V186H229ZM230 187V188H231ZM244 187V186H243ZM256 187V186H255ZM13 188H12V190H13ZM95 188V187H94ZM229 188V189H230ZM250 189V188H249ZM7 190H8V192H9V190L10 189H8L7 188ZM7 190H6V188H5V190H4V192L6 191L7 192ZM15 190V189H14ZM103 190V189H102ZM214 191H215V188L213 189ZM235 190V189H234ZM233 190V191H234ZM11 191V190H10ZM16 192H17V190H15ZM14 191V192H15ZM210 191V190H209ZM244 191H245V189H244ZM246 191H247V188H246ZM15 192V193H16ZM18 192H20V190H18ZM239 192H241V191H238L237 193L239 194V198L237 199V203H236V208H238V209H242V211H243V213H240V212H237V211H235L236 209L234 208V207H232V205H231V207H226V209H229V211H228V213H227V215L225 216L224 215V217H226V218H229L231 221H233L232 222V224H235V225H238V226H243V227H241V236L243 237V241H246L247 243H248V245L247 246H245L244 244H243V246H241L242 248H240V251H234V252H231L229 255H228V258H227V261L225 262V261H222L223 263H227V264H264V229L263 230H261V224L263 223L264 224V222H260V219H258L259 220V222L258 221H256V223L258 224L259 223V228L258 229H260L259 231H257L256 229V231L254 232L251 228H250V226L251 225H253V224H255V221L253 222V220H255V219H257V218H253L254 217V212H258L259 211V213L261 214V215H263L264 216V195H263V197H261L260 195H259V197H258V195H256L257 197H255V195L253 196L250 192H248V193H245V194H243V195H241ZM256 192V191H255ZM258 192H260V191H258ZM23 192H22V190H21V192H20V194H22ZM183 193H184V191H183ZM264 193V192H263ZM263 193H261V195L263 194ZM6 194H12L13 196H11L10 197V195L8 196V195H6ZM16 194H18V193H16ZM29 194V193H28ZM91 194V193H90ZM103 194H106V193H103ZM221 194V193H220ZM219 194V195H220ZM254 194V193H253ZM25 195V194H24ZM23 195V196H24ZM26 195H27V193H26ZM20 196V195H19ZM217 195H215V197H216ZM224 196H225V194H224ZM15 197V196H14ZM18 197V196H17ZM102 197V196H101ZM104 197V196H103ZM109 197V196H108ZM113 197V196H112ZM215 197H213V199H215ZM220 197V196H219ZM23 198V197H22ZM78 198V197H77ZM107 198V197H106ZM228 198V197H227ZM20 199H21V197H20ZM19 199V200H20ZM111 199V198H110ZM231 199V198H230ZM15 200H16V202L18 201V198H16L15 197ZM21 200H25V199H21ZM20 200V201H21ZM74 200V199H73ZM119 200V199H118ZM180 200V199H179ZM222 200V199H221ZM19 201V202H20ZM76 201V200H75ZM74 201V202H75ZM120 201V200H119ZM224 201V200H223ZM231 201V200H230ZM232 201H233V199H232ZM22 202V201H21ZM26 202H27V199H26ZM33 202V201H32ZM73 202V203H74ZM118 202V201H117ZM33 203H36V202H33ZM75 203H82V204H86L88 207H90V208H93L95 211L97 210V211H100L101 209H102V207H101V205H100V203L96 200V198H93V196H90V195H83V196H81V198H80V196H79V198L77 199V201L75 202ZM122 202H120V204H121ZM179 203V202H178ZM234 203H235V200H234ZM25 204V203H24ZM31 204V203H30ZM131 204V203H130ZM229 204H230V202H229ZM35 205V204H34ZM113 205V204H112ZM127 205V204H126ZM126 205H124V206H126ZM139 204H137V206H138ZM226 205V204H225ZM228 205V204H227ZM103 206H104V204H103ZM107 206V205H106ZM110 207H112L111 206V204L109 205ZM123 206V207H124ZM180 206H181V204H180ZM221 206V205H220ZM33 207V206H32ZM114 207V206H113ZM136 207V206H135ZM197 207V206H196ZM223 207V206H222ZM222 207H218V209L219 208H222ZM34 208V207H33ZM105 208H107V207H105ZM122 208V207H121ZM128 208V207H127ZM208 208V207H207ZM44 209H46L48 212H49V214L47 215V213L46 214H44L43 213V210ZM115 209H117V208H115ZM141 209L142 210H145L142 206H141ZM140 209V210H141ZM183 209V208H182ZM206 209V208H205ZM204 209V210H205ZM235 209V210H234ZM94 210H92V211H94ZM105 210V209H104ZM108 210V209H107ZM121 212H124V211H122V209H119ZM161 210V209H160ZM171 210V209H170ZM209 211H212L211 209H208ZM94 211V212H95ZM106 211V210H105ZM132 211H133V209H132ZM162 211V210H161ZM93 212V214H95ZM103 212V211H102ZM128 212V211H127ZM139 212H141V211H139ZM139 212H138V215H139ZM182 212V211H181ZM189 212V211H188ZM201 212H203V211H201ZM219 212V211H218ZM88 213V212H87ZM107 213V212H106ZM105 212H104V214H106ZM111 213V212H110ZM150 213H151V216H152V218H153V216L154 215H157V214H154V215H152L153 213L150 211ZM199 213V212H198ZM204 213H208L207 211L205 212H203V214ZM213 213V212H212ZM220 213V212H219ZM219 213H215V215H219ZM92 214V213H91ZM90 214V215H91ZM98 214H102L103 215V213H98ZM108 214V213H107ZM106 214V215H107ZM120 214V213H119ZM122 214V213H121ZM125 214H126V211H125ZM125 214L123 215V216H125ZM130 214V213H129ZM128 214V215H129ZM141 214V213H140ZM143 214V213H142ZM149 218H150V216L148 215V213H145ZM209 214V213H208ZM214 214V213H213ZM96 215V214H95ZM109 215H111V214H109ZM117 215V214H116ZM138 215H135L134 217L136 218V220H137V216ZM171 215V214H170ZM179 215H180V213H179ZM196 215V214H195ZM205 215V214H204ZM210 216H212V218L214 219L215 217H213V215L210 213L209 214ZM54 216L55 217H58L59 219L58 220H55V221H53V218H54ZM88 216V215H87ZM114 216H115V214H114ZM127 216V215H126ZM132 216V215H131ZM131 216H128V217H131ZM146 216V217H147ZM166 216V215H165ZM164 216V217H165ZM172 216V215H171ZM197 216V215H196ZM221 216V215H220ZM257 216V215H256ZM260 216V215H259ZM89 217V216H88ZM87 217V219H89ZM91 217V216H90ZM97 217H100L99 215L97 216ZM119 217V216H118ZM127 217V218H128ZM134 217H132L133 219H134ZM142 217V216H141ZM182 217V216H181ZM199 217V216H198ZM198 217H197V219H198ZM205 217H206V215H205ZM207 217H209V216H207ZM222 217V216H221ZM95 218V217H94ZM113 218V217H112ZM171 218V217H170ZM170 218H169V220H170ZM259 218V217H258ZM261 218V217H260ZM86 219V220H87ZM92 219V218H91ZM121 219V218H120ZM119 219V220H120ZM143 219V218H142ZM151 219V218H150ZM156 219H157V217H156ZM210 219V218H209ZM4 220H7V221H5L4 222ZM118 220V221H119ZM139 220V219H138ZM146 220V219H145ZM153 220H155V218L153 219ZM167 220V219H166ZM200 220V219H199ZM214 220H216V219H214ZM264 220V219H263ZM262 220V221H263ZM142 221V220H141ZM147 221H148V219H147ZM202 221H203V219H202ZM201 221V222H202ZM210 221V220H209ZM225 221V220H224ZM61 222H59L60 224H62ZM89 222L91 223L90 225L92 226L94 223H95V221L94 222H92V220L90 221L89 220ZM138 222V221H137ZM136 222V223H137ZM148 222H150V221H148ZM154 222H156V221H154ZM208 222V221H207ZM214 222V221H213ZM216 222H218L217 220H216ZM5 223V224H4ZM54 223V224H53ZM102 223H105L104 225L106 226V221L105 222H102ZM101 223V224H102ZM134 223H135V220H134ZM141 224H142V222H140ZM139 223V224H140ZM143 223H144V219H143ZM146 223V222H145ZM144 223V224H145ZM204 223V222H203ZM261 223V224H260ZM3 224V225H2ZM148 224V223H147ZM155 224H157V223H155ZM90 225H89V227H90ZM96 225V224H95ZM100 225V224H99ZM114 225H116V224H114ZM113 225V226H114ZM146 225V224H145ZM148 225H150V223L148 224ZM61 226H63V224L61 225ZM85 226V225H84ZM84 226H82V230H83V227ZM86 226H88V224H86ZM85 226V227H86ZM103 226V225H102ZM101 225L99 226V228L100 227H102ZM104 226V227H105ZM151 226V225H150ZM205 226V225H204ZM208 226V227H207ZM210 226H211V224H210ZM238 226H237V229H238ZM246 226H248V228H246ZM69 227V226H68ZM116 227V226H115ZM114 227V229L116 230V228ZM139 227H140V225H139ZM139 227H137V228H139ZM206 227H207V230H206V232H209L208 231V228H209V225H206ZM234 227V226H233ZM256 227V226H255ZM78 228V227H77ZM81 228V227H80ZM91 228V227H90ZM98 228V227H97ZM97 228L95 227V229H92V230H97ZM103 228V227H102ZM101 228V229H102ZM132 228H134V227H132ZM136 228V227H135ZM160 228V227H159ZM217 228H218V226H217ZM59 229V228H58ZM85 229H87V228H85ZM104 229V228H103ZM213 229V228H212ZM220 229V228H219ZM237 229H234V230H237ZM81 229L79 230V231H82ZM99 230V229H98ZM97 230V231H98ZM120 230V229H119ZM143 230H144V228H143ZM142 230V231H143ZM211 230V229H210ZM217 230V229H216ZM226 230H228V229H226ZM65 231V232H64ZM105 230H102V232L103 233H105L106 234V232H108V230H107V227H106V232H104ZM118 231V230H117ZM146 231V230H145ZM148 231H150V230H148ZM152 231V230H151ZM160 231H162V230H160ZM169 231H171V230H169ZM173 231V230H172ZM218 231V230H217ZM92 233H97L96 231L94 232V231H91ZM99 232V231H98ZM119 232V231H118ZM163 232V231H162ZM162 232L160 233V235L162 234ZM231 232H233V231H231ZM65 233H67V234H65ZM76 233V232H75ZM82 233V232H81ZM102 233V234H103ZM117 233V232H116ZM153 233V232H152ZM99 234H101V232H99ZM99 234L97 235V236H99ZM146 234V233H145ZM154 234H156V233H154ZM153 234V235H154ZM204 234H206V233H204ZM209 234H211V235H213L212 233H209ZM217 234V233H216ZM221 234V233H220ZM228 233H226L225 235H227ZM232 234V233H231ZM61 235V236H60ZM115 235H117V234H115ZM164 235V234H163ZM206 235H208V233L206 234ZM214 235H215V233H214ZM75 236H76V234H75ZM123 237L125 236V235H122ZM155 236V235H154ZM153 236V237H154ZM157 236H159V235H157ZM167 237H169L168 235H166ZM177 236V235H176ZM219 236V235H218ZM222 236H223V234H222ZM221 236V237H222ZM236 236V235H235ZM77 237V236H76ZM82 237V236H81ZM103 237H104V235H103ZM118 237L119 238H123V237H121V235L119 236L118 235ZM167 237H164V238H167ZM202 237V236H201ZM205 237V236H204ZM66 238H67V240H66ZM155 238H157V237H155ZM159 238V237H158ZM169 238H171V237H169ZM168 238V240H170ZM207 238V237H206ZM216 238H217V236H216ZM223 238H225V237H223ZM234 238V237H233ZM98 239H99V237H98ZM101 239V238H100ZM106 239V238H105ZM124 239H125V237H124ZM178 239V238H177ZM201 239V238H200ZM203 239V238H202ZM201 239V240H202ZM214 239V238H213ZM213 239H212V241H213ZM218 239V238H217ZM216 239V240H217ZM231 239V238H230ZM62 240L64 241V243L65 244H62ZM75 240H76V243H75ZM139 240V239H138ZM151 240H154L153 238L151 239ZM160 240V239H159ZM165 240V239H164ZM168 240H166V241H168ZM181 240V239H180ZM199 240V239H198ZM200 240V241H201ZM223 240H228V239H222V241ZM234 240V239H233ZM233 240H231V241H233ZM2 241V242H3ZM99 241H101V243H102V240H99ZM104 241V240H103ZM106 241H107V239H106ZM121 241V240H120ZM156 241V240H155ZM208 241V240H207ZM206 241V242H207ZM237 241V240H236ZM236 241L235 242H233V243H236ZM239 241V240H238ZM241 241V240H240ZM1 242V243H2ZM85 242L87 243V241L85 240ZM105 242V241H104ZM137 242V241H136ZM135 242V243H136ZM148 242V241H147ZM162 242V241H161ZM169 242V241H168ZM190 242V241H189ZM195 242V241H194ZM205 242V243H206ZM224 242V241H223ZM109 243V242H108ZM130 243V242H129ZM132 243H133V241H132ZM153 243V242H152ZM167 243V242H166ZM181 243V242H180ZM199 243V242H198ZM226 243V242H225ZM227 243H230V242H227ZM232 243V244H233ZM78 244V245H77ZM83 244V243H82ZM110 244V243H109ZM109 244H105L106 246L108 245V246H110ZM122 244V243H121ZM164 244H165V242H164ZM184 244V243H183ZM192 244V243H191ZM201 244V243H200ZM210 244H211V242H210ZM213 244V243H212ZM218 244V243H217ZM221 244V243H220ZM252 244V245H251ZM100 245V243L98 244V245H94L93 246V252H95L96 250V248H97V246H99ZM112 245V244H111ZM132 244H130V246H131ZM157 245H159V242H158V244ZM170 245V244H169ZM205 245V244H204ZM222 245V244H221ZM224 245V244H223ZM82 246V245H81ZM86 247H87V245H85ZM84 246V247H85ZM108 246H107V248H108ZM166 246V245H165ZM168 246V245H167ZM207 246V245H206ZM216 246V245H215ZM219 246V245H218ZM236 246V245H235ZM80 247V246H79ZM79 247H77L78 249H79ZM83 247V248H84ZM85 247V248H86ZM116 246H114V248H115ZM208 247V246H207ZM84 248V249H85ZM100 248V247H99ZM102 248V250H103V248H104V246H102L101 247ZM112 248H113V246H112ZM113 248V249H114ZM143 248H145V247H143ZM182 248V247H181ZM199 248V247H198ZM211 248V247H210ZM216 248V247H215ZM226 248V247H225ZM228 248H229V246H228ZM113 249H112V251H113ZM116 249V248H115ZM114 249V250H115ZM148 249V248H147ZM200 249V248H199ZM214 249V248H213ZM216 249H218V248H216ZM91 250V251H92ZM101 250V251H102ZM105 250V249H104ZM103 250V251H104ZM134 250V249H133ZM150 250V249H149ZM195 250V249H194ZM88 251V250H87ZM87 251H86V254H87V256H86V254H84L86 257H88V255H89V257H88V259L89 258H93L92 256L94 255L93 254V252L91 253V254H93V255H91V254H89L90 252V250L88 251L89 253H87ZM107 251H108V249H107ZM145 251V250H144ZM170 251V250H169ZM218 251V250H217ZM83 253H84V250L82 251ZM104 252H106V250L104 251ZM104 252H102L103 254H105ZM109 252H111V250L109 251ZM146 252V251H145ZM163 253H165V251L163 250L162 251ZM176 252V251H175ZM211 252V251H210ZM99 253V250H98V252L96 253L95 252V259H96V257H98V255H96V254H98ZM107 253L108 252H106V256H107ZM115 253V252H114ZM137 253V252H136ZM143 252H141V257H142V255L144 254H142ZM150 253H151V251H150ZM161 253V252H160ZM205 253V252H204ZM213 253V252H212ZM221 253V252H220ZM111 254V253H110ZM113 254V253H112ZM222 254V253H221ZM80 255V254H79ZM183 255V254H182ZM218 255H219V252H218ZM223 255H225L224 253H223ZM105 255L103 256V257H106ZM165 256H168V254L167 255H165ZM226 257V256H225ZM99 258H101L100 256L98 257V259ZM107 259H108V257H106ZM112 258V257H111ZM79 259V258H78ZM82 259H83V257H82ZM85 259V258H84ZM87 258H86V260H88ZM91 259H89L90 261H91ZM95 259H93L94 260V262L97 264V262H96V260ZM103 261H104V263L102 262V264H106L105 263V261H106V259L104 258H101ZM204 259V258H203ZM210 259V258H209ZM222 259H224V257L222 258ZM80 260V259H79ZM85 260V261H86ZM109 260H110V256H109ZM135 260V259H134ZM90 261H86V262H84V263H86V264H88ZM113 261V260H112ZM133 261V260H132ZM210 261V260H209ZM208 261V262H209ZM83 262V261H82ZM88 262V263H87ZM100 262V261H99ZM98 262V263H99ZM107 262V261H106ZM124 262V261H123ZM193 262H195V261H193ZM219 262V261H218ZM111 263V262H110ZM203 263V262H202ZM207 263V262H206ZM222 263V264H223ZM89 264H91V263H89ZM92 264H93V262H92ZM107 264H109L108 262H107ZM112 264V263H111ZM114 264V263H113ZM201 264V263H200ZM213 264V263H212Z\"/></svg>", "mask_w": 264, "mask_h": 264}, {"label": "crops", "instance_id": "3", "mask_svg": "<svg viewBox=\"0 0 264 264\" xmlns=\"http://www.w3.org/2000/svg\"><path fill=\"white\" fill-rule=\"evenodd\" d=\"M73 1L75 3L76 0H73ZM124 1L125 0H111V1H108V5H106V7H108V8L112 7L110 9L107 8L110 12L106 11L107 9L105 11H106V13L108 15H106L104 12H102V13H104V14H102L103 17L105 18L104 19V21H105L104 22V27L106 29H108V30H106V31H108L107 33H117L119 31V28H121L123 30L124 27H126L127 31H128V29H130V31L132 33L133 32L135 33L137 31L138 32L142 31V28L145 25V26H147L146 27L147 29H148V27L153 29V30L149 29L151 31L147 30V35H148L147 36V42L150 43V41H151V36L150 35L152 34L154 36L153 33H155L154 30H155L156 26L162 25L164 28L165 27H169L171 30L174 29L173 31L175 33L179 34L178 35V41L176 43H174V44L169 42L168 45L165 44V46H164V50H165L164 58L166 60H168V62L170 61L169 62V66H172L173 68H179L178 69L179 70V74L183 71L180 74V76H185V75H189V74H192V73L200 74L201 76H203L204 79H205L204 80L205 84H204V86L202 88H205V90L209 93L208 96L210 98H212V101H211L212 102V106L213 107L214 106L219 107V105H222V104L224 105V102H220L219 99L220 98L221 99L226 98L228 102H226L227 104L225 103V105H228V106L232 107L233 111L235 112V118L233 119V121H238V119H240L241 115H240L239 111H240L241 107H246L247 105H249L250 109L253 108L254 110L251 109L249 111V114H248L249 119L246 118L245 111L243 113V116H242L243 117V122L245 123V121L248 120V123H249V126H247L246 123H245L241 127L244 130L257 129L256 127H258V126L255 125L256 121H258L259 123L258 122L257 123L260 124L259 128L261 130L264 129V107H263V104H264V61H263L264 60V51H263L264 50V39H263L264 38V28H262L264 26H257L258 28L255 27L252 24V21H251V18H250V17L253 16L254 11H250L249 9H245V7H250V2L252 0H202V1L200 0V2H202V5L204 3L203 7L206 8L205 11H204L203 7L200 6L201 3L197 2L199 0H192V2H191V0H187V1L186 0L185 1L184 0H182V1L181 0H135V1L134 0H126L125 2ZM151 1H152V3H151ZM156 1L160 2V3H156ZM167 1H169V2H167ZM255 1H259V3H258L259 7H260V4L262 2L264 3V0H255ZM76 2L78 3V0ZM122 2H124V3L122 4ZM149 3L152 4L150 6L151 8L148 7L150 5ZM168 3L170 5H168ZM194 3H197L199 5L198 7L199 8L202 7V9H199L198 7L195 8L196 11L191 9V12H192L191 16L192 17H194V18L196 17L197 18V15H198L197 19L195 18V20L194 19L192 20L191 26L188 25V23L186 21H184V22H180V21L178 22L177 21L176 22V18H178L179 14L180 15L184 14L186 16L187 9L190 7V5L194 6L193 5ZM111 4H112V6H111ZM130 4H133V5H130ZM135 5H137V6H135ZM159 5H160V8H158ZM69 6H71V5H69ZM75 6L76 5H74L73 7H75ZM134 6H135V8H138L140 11L135 9ZM163 6H167V7H163ZM131 7H133V9ZM156 7H157V9H156ZM224 8H225V10H224ZM121 9H122V11H125V13L122 12ZM142 9H143V11H142ZM149 9L150 10L152 9V10L150 11ZM153 9H155V10H153ZM173 9H174V11H173ZM215 9H216V11H215L216 13L214 12ZM222 9L224 10L225 13L227 12V14L223 13ZM227 9H228V11H226ZM128 10L133 12L132 15H131V12L129 13ZM134 10H135V12H134ZM199 11L200 12L202 11V12L200 13ZM238 11H240V12H238ZM83 12L86 13V11L84 9H83ZM152 12H154V14ZM173 12H174V14H173ZM204 12H206V13H204ZM244 12L246 14H244ZM247 12L250 13L251 15L250 14L247 15ZM134 13L137 14V16H135V18L133 17ZM193 13H195V14H193ZM233 13H235V14H233ZM151 14H153V15H151ZM155 14H157V15H155ZM176 14H177V16H174ZM201 14H202V16H201ZM259 14H260V12H259ZM141 15L143 16V18H141L142 17ZM147 15H148V17H147ZM149 15H151V16H149ZM221 15H222V17H221ZM225 15H226V17H225ZM242 15H244V16H242ZM245 15H247V16H245ZM83 16H84V18L86 17L85 15H83ZM105 16L107 18L111 17L113 20L111 18L107 19ZM117 16H118V18L119 17H121V18H119V19L117 18V20H115L114 18H116ZM129 16L131 18L133 17V19H131ZM199 16H201L202 18L199 17ZM260 16H262V15H260ZM204 18H209V19H212V21L217 22L218 24L217 23L215 24L217 27L215 25H210V26L202 25L201 21ZM101 19L102 18H100V20ZM109 20L113 21V22L110 23ZM141 20H143V21H141ZM114 21L116 22V24H115ZM139 21L142 22V25H141V23ZM244 21H245V23H243ZM100 22L102 23L103 19ZM73 23H75V22L73 21ZM152 23L156 24L155 28H152V26H153ZM174 23H176V24H174ZM114 24L116 25L115 27L112 26ZM128 24H130V25H128ZM140 25H141V27H140ZM74 26L75 25L72 24V27H74ZM171 27H173V29ZM188 27H191L190 31H189ZM192 27H193V29L196 32H194ZM208 27H210V28H208ZM113 28H114V30H113ZM222 28H223V31H225V32L222 31ZM240 29H242V30H240ZM84 30L87 31L86 28H84ZM171 30L169 32H171ZM250 31L252 32V36L250 34ZM150 32H151V34L149 35ZM237 32L239 34H237ZM196 34H198V36ZM199 34H200L201 37L199 36ZM254 34H256V35H254ZM227 35H228V39L226 37ZM191 36H192V38H191ZM256 36H257V38H254ZM198 37H200V38H198ZM209 37H211V38L209 39ZM212 38H213V40H212ZM195 40H198V41H195ZM228 40H229V42H228ZM129 41H132V39L131 40L126 39V43H128ZM242 42H243V45H242ZM227 44H231V47H230L231 50L233 49L232 51H236L234 48H232L233 47L232 44H233L234 47H236L238 49L237 52H232L230 49H229V51H227L228 50L227 47H229V45H227ZM258 44H259V46L260 45L261 46L259 47ZM251 46H254V48H252ZM241 47H243V48H241ZM243 52H246V53H243ZM230 53H232V54H230ZM221 54L226 56L225 61H221L220 60L219 56ZM190 55H192V56H190ZM182 57L185 58V59H182ZM253 58H255V59H253ZM199 62H201V63H199ZM252 63H254V64H252ZM230 64H232V65H230ZM177 65H179L180 67L177 66ZM206 65H207V68H206ZM255 66L258 69H256ZM201 69H202V71H201ZM246 69H247L248 73H247ZM252 70H255V72L252 71ZM236 72H240V73H236ZM238 74H241L243 77L241 75L238 76ZM244 74L247 77H245ZM253 75H254L255 78H253ZM242 78H244V79L242 80ZM249 81H250V84H249ZM255 84H256V87H255ZM260 94H262V95H260ZM247 95H248V97H247ZM249 97H251L252 99L249 98ZM213 99H216V100H213ZM250 99H251V101L252 100L253 101L251 102ZM258 102H260V103H258ZM260 104H262V105L260 106ZM258 107L261 110L259 109L260 111L256 112V108H258ZM251 112H253V113L250 115ZM259 112H260V114L262 113V115H259V116L262 117V118H260L261 120L258 119ZM255 114H257V115H255ZM252 115L255 116V117H253ZM248 140L249 141H244L243 144H250V145L256 144L252 137L248 138ZM259 144L264 145V141H261Z\"/></svg>", "mask_w": 264, "mask_h": 264}, {"label": "built area", "instance_id": "4", "mask_svg": "<svg viewBox=\"0 0 264 264\" xmlns=\"http://www.w3.org/2000/svg\"><path fill=\"white\" fill-rule=\"evenodd\" d=\"M221 61H225L226 56L225 55H220L219 56ZM185 82L187 85L194 87V88H202L205 84L203 76L200 74L192 73L186 76Z\"/></svg>", "mask_w": 264, "mask_h": 264}]
</instances>
